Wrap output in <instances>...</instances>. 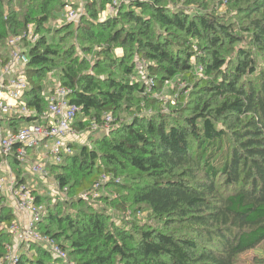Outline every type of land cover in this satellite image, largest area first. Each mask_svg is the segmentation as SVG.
Listing matches in <instances>:
<instances>
[{
  "label": "trees",
  "instance_id": "obj_1",
  "mask_svg": "<svg viewBox=\"0 0 264 264\" xmlns=\"http://www.w3.org/2000/svg\"><path fill=\"white\" fill-rule=\"evenodd\" d=\"M112 1L89 0L74 24L65 0H0L1 52L11 36H38L25 102L41 115L43 93L70 88L81 107L73 128L89 140L48 164L67 199L39 197L50 203L38 228L77 264H239L264 242V0H147L102 20ZM107 112L119 124L92 131ZM10 161L24 181L25 165ZM103 174L123 182L84 200ZM14 220L0 193V259ZM18 264L63 263L32 245Z\"/></svg>",
  "mask_w": 264,
  "mask_h": 264
},
{
  "label": "built area",
  "instance_id": "obj_2",
  "mask_svg": "<svg viewBox=\"0 0 264 264\" xmlns=\"http://www.w3.org/2000/svg\"><path fill=\"white\" fill-rule=\"evenodd\" d=\"M146 1L113 0L101 14V19L113 16L123 5ZM82 8L83 3L78 7L74 6L73 2L66 4L64 21L80 19L83 15ZM29 35L31 30L23 35L9 37L7 42L9 53L0 51V154L7 162L16 159L25 165L24 181H19L9 167L0 173V193L7 198L15 214V220L9 228L14 240L7 246L6 256L0 259V264H18L20 255L26 253L32 245H41L48 249L63 264H77L70 261L69 254L59 243L38 228L47 214V205L38 199L43 196L39 193L36 182L37 179L43 183L50 181L48 164L51 162L43 159L32 162L29 150L40 151L44 144L50 143V159L54 164L60 163L64 154L72 152L69 143L75 141L83 143L79 141L73 128L81 107L70 101L71 89L59 85L51 92L43 93L48 108L41 115L27 105L25 95L31 86L27 77L29 56L23 42ZM199 72L202 74L203 70L200 68ZM149 83L152 84L153 80H149ZM5 117H37L40 120L25 124L15 132L3 128L1 121ZM101 121L92 124V131L101 129L110 131L120 122L110 112L104 113ZM27 177L31 178L30 182L26 180ZM114 179L117 184L121 183V179L112 174L101 175L95 188L91 192L83 193L81 197L84 200L96 199L100 196L97 190L112 183ZM55 184V190L50 192L53 205L67 199V189L60 191L56 182Z\"/></svg>",
  "mask_w": 264,
  "mask_h": 264
},
{
  "label": "rangeland",
  "instance_id": "obj_3",
  "mask_svg": "<svg viewBox=\"0 0 264 264\" xmlns=\"http://www.w3.org/2000/svg\"><path fill=\"white\" fill-rule=\"evenodd\" d=\"M65 2H66V4H71V2H73L74 3V6H76V7H78V6H80L81 5V3H83V8H82V13H83V15L81 16V18L80 19H76V20H74V21H72V22H67V23H74V24H78L79 22H81V20L84 18V16H86L87 15V5H88V3H89V0H65ZM66 4H65V6H66ZM222 11H225V8L222 10ZM64 16H65V11H64V15H63V18H64ZM64 21H58L57 22V25L58 26H60V25H62V23H63ZM66 22V21H65ZM38 39V36H35V35H33V34H31V35H29L26 39H25V41L23 42V46L25 47V48H28V45H30V43L31 44H33V43H35L36 42V40ZM116 55L117 56H119V57H122L123 55H124V51H123V49H121V48H118L117 50H116ZM141 62L138 64V67H141ZM140 71H144L143 69H139ZM198 72H199V69H198ZM197 72V73H198ZM199 75L200 76H202V74L199 72ZM172 87H174L175 86V84L174 83H172V85H171ZM160 98H163L165 101H167V100H169V99H172V96L171 95H169L168 93H166V92H163L160 96H159ZM123 121V120H122ZM3 128H6V126H3ZM7 129V128H6ZM9 130H12V129H9ZM74 130H75V132H76V135L78 136V139H79V141H82L83 143H84V141L86 142V143H88V139H87V135H85L84 134V132H81V131H79V129H78V127H74ZM100 131V133H104V132H107V133H109L110 131L108 130V131H105L104 129H101V130H99ZM85 133H89V132H85ZM82 136H84V137H82ZM31 150H29V158L31 159V161L32 162H34V159L32 158V156L30 155L31 154V152H30ZM34 155V154H33ZM11 160V159H10ZM8 161L7 162V160H6V158H4V161H3V168H2V172H5L6 170H7V167H9L10 169H12V167H11V161ZM39 159H37L36 161H38ZM61 163V162H60ZM1 171H0V173H2ZM12 172H13V170H12ZM120 179H121V182H123V179L121 178V177H119ZM37 186H38V191H39V193L42 195V196H44V197H46V196H49L50 197V195H51V193L50 192H52V190H55V188H56V184H55V182L53 181V180H50L49 182H47V183H44L43 184V186L42 187H40L38 184H37ZM101 195H109L110 193L108 192V190H104V188L102 189V193H100ZM99 197H102V196H98L97 198H99ZM96 198V199H97ZM45 203L47 204V203H50V200L48 201H46L45 200ZM9 205V204H8ZM10 206V205H9ZM13 210V209H12ZM138 217H140V219H143L144 220V218L145 217H147V216H143V215H138ZM133 218H134V216H133ZM146 219V218H145ZM239 264H264V242L257 248V249H255V250H253V251H250V252H247V253H245L244 255H242L241 257H240V260H239Z\"/></svg>",
  "mask_w": 264,
  "mask_h": 264
},
{
  "label": "crops",
  "instance_id": "obj_4",
  "mask_svg": "<svg viewBox=\"0 0 264 264\" xmlns=\"http://www.w3.org/2000/svg\"><path fill=\"white\" fill-rule=\"evenodd\" d=\"M2 126H5L4 123L1 124ZM6 129V128H5ZM50 143H46L42 146V148L40 149V151H36V150H32V153L30 154L32 156V158L34 159V161H36L37 159H43V160H49L51 163L49 164H53L52 163V160L50 159V156H49V150H50ZM34 154V155H33ZM27 181H31V178L30 177H27L26 178ZM40 187L43 186V182L40 180V179H37V182H36Z\"/></svg>",
  "mask_w": 264,
  "mask_h": 264
}]
</instances>
